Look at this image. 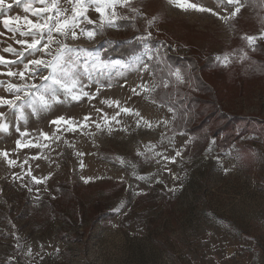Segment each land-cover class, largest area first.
Returning a JSON list of instances; mask_svg holds the SVG:
<instances>
[{
	"label": "rangeland",
	"instance_id": "1",
	"mask_svg": "<svg viewBox=\"0 0 264 264\" xmlns=\"http://www.w3.org/2000/svg\"><path fill=\"white\" fill-rule=\"evenodd\" d=\"M25 2L6 0L13 6L0 13L6 59L16 57L2 49L19 50L12 37H22L2 21L35 20ZM183 2L211 11L130 0L116 6L124 18L91 39L79 29L76 39L56 36L77 49L69 59L92 98L39 114L25 106L24 119L0 106V122L8 125L0 131V152L8 153L0 155V264H264V78L240 63L264 41V0H240L234 17L237 5L226 0ZM60 3L70 15L68 0ZM87 15L99 19L94 8ZM245 36L257 39L249 45ZM133 39L137 51L101 57L113 42ZM187 56L207 61L197 75H187ZM176 69L182 81L171 74ZM43 75L30 82L39 84ZM0 97L13 94L0 87ZM60 116L82 126L58 129L51 121ZM200 120L201 129H188ZM29 144L39 146H23Z\"/></svg>",
	"mask_w": 264,
	"mask_h": 264
},
{
	"label": "snow or ice",
	"instance_id": "2",
	"mask_svg": "<svg viewBox=\"0 0 264 264\" xmlns=\"http://www.w3.org/2000/svg\"><path fill=\"white\" fill-rule=\"evenodd\" d=\"M72 5L71 14L69 15V9L61 7L60 0H28L24 3V12L30 13L36 17L35 20L29 18L28 15L23 17H5L2 21L3 27L12 33H19L21 39H16L13 35V39L21 47L20 49L13 48L11 45L2 49L3 52L13 54L16 59H6L3 55H0V65L4 66L7 71L0 70V76L15 77L20 83H13L11 80H0V87H6V90L13 94L12 99H5L0 97V106L7 105L9 108L17 109L19 111V118L24 119V108L27 106L31 109L32 113L39 114L40 112L50 111L56 104L64 103L70 99L72 101H80L83 97L92 98L91 93L85 91V86L81 84L78 74L75 71L76 63L69 59V54L77 51L66 43L57 40L56 36L59 35L67 40L69 36L72 39L77 37V29H79L80 35H86L91 39L96 34V31H103L107 27L115 26L117 19H123L116 11V6L121 5L124 7L130 6V0H68ZM229 5H237L235 11L232 12L234 17L239 13L240 0H226ZM14 4H21L22 0H13ZM34 3H38L40 7H33ZM170 3L187 10L193 9L198 11H211L198 6L195 3H185L183 0H170ZM13 4L6 3V0H0V13L6 12L11 9ZM89 8H94L95 12L99 14L98 21L91 20L87 12ZM137 11L136 9H132ZM215 14V13H214ZM155 19V18H153ZM222 19H226L223 18ZM152 21H149L151 23ZM81 23H87L94 25L93 30H87L80 27ZM15 25V26H13ZM3 35V33H0ZM30 37L31 39H27ZM249 43L254 44L257 37L245 36L243 37ZM58 45L55 50L52 49V45ZM86 51V50H85ZM27 54V55H26ZM27 56H33L36 58L27 59ZM217 59H221L217 57ZM229 56L223 57V62L227 63ZM26 61V62H25ZM22 64L21 69L13 70L12 65ZM87 65L85 64V69ZM144 68L147 69L148 65L144 64ZM43 71H47V75L40 76V83H31L36 76ZM176 77L178 81L183 80V76L179 69H176L174 73H171ZM167 87V84H165ZM144 90L148 91L147 86H144ZM135 92V89H133ZM99 89H97V93ZM59 93H62L64 100L60 99ZM108 103L109 106L115 104L119 107L118 101H102ZM99 111V110H98ZM121 111L125 113H131L139 116L138 112L128 108H121ZM119 115V113H116ZM4 113L0 112V118H3ZM89 116H85L84 120H89ZM115 119V116L112 117ZM59 129L61 123L66 127L67 131H75L79 125L75 120L65 119L60 116L51 121ZM139 124V121H137ZM149 127L151 124L145 121ZM99 127V125H98ZM0 131L7 132L8 125L0 122ZM19 131V128H17ZM25 133H21V136ZM47 136V134H43ZM17 145L21 146V142L18 140ZM23 146H39V145H23ZM0 155L4 157L8 156V153L0 152ZM176 155H180L179 152ZM175 159L174 157L172 158ZM9 163H14L9 161ZM35 180L36 178L33 177ZM144 179V177H140ZM39 183L40 181H36Z\"/></svg>",
	"mask_w": 264,
	"mask_h": 264
},
{
	"label": "trees",
	"instance_id": "3",
	"mask_svg": "<svg viewBox=\"0 0 264 264\" xmlns=\"http://www.w3.org/2000/svg\"><path fill=\"white\" fill-rule=\"evenodd\" d=\"M250 1L252 0H247V3H249ZM255 1L260 3L261 0H255ZM252 9L254 10V7H252ZM117 22H119L118 24H121V23L123 24L121 20ZM135 40L136 39H133L132 42L123 40V42L121 41L123 44H113V43H117V42H113L112 45H108V47L105 48L106 50L101 52V57H109L111 55L127 56L129 55V53L131 52L133 53L137 51V49L140 48L138 44H135ZM250 52L251 54L248 56L247 58L248 60L246 61L241 60L240 63L245 62V66L249 67L250 69L249 72H251V69L253 67L254 72L257 73L256 76L264 78V41H261L255 44V46L253 47L252 50H250ZM238 54H240L241 56L240 59H242L243 57H242L241 51ZM170 57H173V56H170ZM185 59H186L185 64L187 65L186 67L187 75H190V74L197 75V73H199L204 68V65H206L205 63L207 62L205 59L200 60L196 58L195 56H187V58ZM234 62L232 63L233 65H234ZM200 78H201L200 76H196V80H199V83H197L195 79L193 81V85L196 87L195 89H198V90H201L203 89V87H205L204 82ZM182 84H183L182 86H185L191 83H187L183 81ZM174 86H170L169 90L174 89L176 87ZM174 96L175 98H177L179 95L178 93H174ZM180 98L184 100L183 97L180 96ZM188 124L190 125V127L188 128L189 130H196V128L201 129V120L200 122L195 123L194 125H192L189 122Z\"/></svg>",
	"mask_w": 264,
	"mask_h": 264
}]
</instances>
